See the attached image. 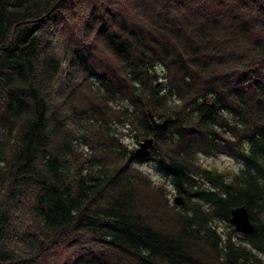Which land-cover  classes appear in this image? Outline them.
<instances>
[{
  "label": "trees",
  "instance_id": "16d2710c",
  "mask_svg": "<svg viewBox=\"0 0 264 264\" xmlns=\"http://www.w3.org/2000/svg\"><path fill=\"white\" fill-rule=\"evenodd\" d=\"M74 1L0 0V264H264V0ZM221 153L230 178L195 162ZM240 205L252 231L218 232Z\"/></svg>",
  "mask_w": 264,
  "mask_h": 264
},
{
  "label": "rangeland",
  "instance_id": "374dc122",
  "mask_svg": "<svg viewBox=\"0 0 264 264\" xmlns=\"http://www.w3.org/2000/svg\"><path fill=\"white\" fill-rule=\"evenodd\" d=\"M71 4H76V1L72 0ZM87 5V4H86ZM85 6L83 5H78L75 8L76 13H81L82 9ZM235 12V11H234ZM81 16V14H79ZM61 40V37L58 34H55L53 36V41L54 44L58 45V42ZM75 86V89L79 90L80 92H83L85 94V91L91 89V85L85 81L84 79H75V82L73 83ZM163 119H157L156 122H162ZM74 126V125H73ZM112 128H114L115 134L120 138L122 141L125 142L129 147L135 149L136 147H139V141H135L132 135V131L128 128H125L123 123L120 122H114L112 124ZM85 130H80L79 133H84ZM110 132H112L110 130ZM89 144H80L79 146V151L81 154L85 157H91L90 155L92 154V150L90 149V141L85 139ZM85 141V142H86ZM154 145L156 146V142L154 140ZM152 150V148H150ZM148 148V150H150ZM150 150V152H151ZM95 153H98L97 151H94ZM149 152V151H148ZM196 163L201 164L205 168L209 169H214L220 172H223L226 174L228 178H230L234 173H236L240 167L239 162L236 161L235 158L232 156H229L227 154L221 153V154H216V155H203L199 154L196 156ZM132 170L135 171H140L142 172V181L141 183L144 184L145 186H140V189L143 190V192L146 193L147 196L151 199L152 202L155 203L156 209L165 214H162L164 218L169 220L170 218V213L177 211H182L181 205L184 202V198L181 195L176 194L175 190L171 186V184L164 179L163 177L159 176L155 171H154V164L152 160H147L143 162H135L132 163L131 165ZM180 197V202L175 203L174 200L175 198ZM187 201L190 202H196V198L194 196H189L187 198ZM164 208L170 210V211H165L163 210ZM231 224V223H230ZM216 229L220 233H225V231L230 232L233 234V232H236L234 230L233 225L231 227H225V225L220 222L216 221L215 223ZM209 264H213L212 261L209 262Z\"/></svg>",
  "mask_w": 264,
  "mask_h": 264
},
{
  "label": "water",
  "instance_id": "95a60500",
  "mask_svg": "<svg viewBox=\"0 0 264 264\" xmlns=\"http://www.w3.org/2000/svg\"><path fill=\"white\" fill-rule=\"evenodd\" d=\"M151 123L154 125V129L163 128L166 126L170 119H164L162 122H156L155 118L149 113ZM154 147V138L147 137L139 142V147L135 148V153L138 155H147L148 148ZM180 197L175 198L174 202L179 203ZM229 222L233 225L234 230L237 232L248 233L253 229V224L250 221L249 212L244 205L234 207L230 210Z\"/></svg>",
  "mask_w": 264,
  "mask_h": 264
},
{
  "label": "bare ground",
  "instance_id": "6f19581e",
  "mask_svg": "<svg viewBox=\"0 0 264 264\" xmlns=\"http://www.w3.org/2000/svg\"><path fill=\"white\" fill-rule=\"evenodd\" d=\"M150 151V150H149Z\"/></svg>",
  "mask_w": 264,
  "mask_h": 264
}]
</instances>
